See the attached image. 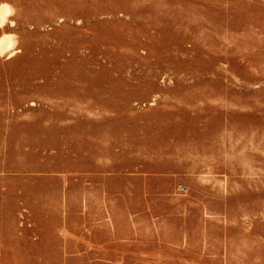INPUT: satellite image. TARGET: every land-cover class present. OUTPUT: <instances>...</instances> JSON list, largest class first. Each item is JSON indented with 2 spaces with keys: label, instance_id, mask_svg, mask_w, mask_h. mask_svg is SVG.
I'll return each mask as SVG.
<instances>
[{
  "label": "rangeland",
  "instance_id": "obj_1",
  "mask_svg": "<svg viewBox=\"0 0 264 264\" xmlns=\"http://www.w3.org/2000/svg\"><path fill=\"white\" fill-rule=\"evenodd\" d=\"M1 2L0 264H264V0Z\"/></svg>",
  "mask_w": 264,
  "mask_h": 264
},
{
  "label": "bare ground",
  "instance_id": "obj_2",
  "mask_svg": "<svg viewBox=\"0 0 264 264\" xmlns=\"http://www.w3.org/2000/svg\"><path fill=\"white\" fill-rule=\"evenodd\" d=\"M7 3L11 9L13 10V7L8 2H1L0 4ZM9 20V17L7 18V21ZM6 21V22H7ZM5 22V23H6ZM10 22L13 23V20L10 19ZM15 36L14 33L11 32H4L0 35V53H14L16 48L15 46Z\"/></svg>",
  "mask_w": 264,
  "mask_h": 264
},
{
  "label": "clouds",
  "instance_id": "obj_3",
  "mask_svg": "<svg viewBox=\"0 0 264 264\" xmlns=\"http://www.w3.org/2000/svg\"><path fill=\"white\" fill-rule=\"evenodd\" d=\"M13 10L7 3L0 4V26H3Z\"/></svg>",
  "mask_w": 264,
  "mask_h": 264
}]
</instances>
